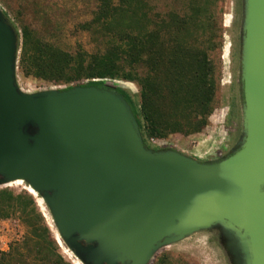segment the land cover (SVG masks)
I'll use <instances>...</instances> for the list:
<instances>
[{
	"label": "water",
	"instance_id": "95a60500",
	"mask_svg": "<svg viewBox=\"0 0 264 264\" xmlns=\"http://www.w3.org/2000/svg\"><path fill=\"white\" fill-rule=\"evenodd\" d=\"M17 56L0 11V185L30 186L81 264H149L212 229L232 264H264V0H243V136L217 160L148 148L113 88L22 92Z\"/></svg>",
	"mask_w": 264,
	"mask_h": 264
},
{
	"label": "rangeland",
	"instance_id": "374dc122",
	"mask_svg": "<svg viewBox=\"0 0 264 264\" xmlns=\"http://www.w3.org/2000/svg\"><path fill=\"white\" fill-rule=\"evenodd\" d=\"M128 4L106 28L91 30H87V24L96 12L97 0H0V11L19 32L26 28L43 45L71 54L93 53L102 48L103 38L99 34L133 31L140 14H145L148 30L153 29L155 21L183 22L180 42L193 52L205 53L212 67L213 109L200 131H191L194 119L184 113L180 131H164L147 138L146 146L153 150H176L200 162L229 156L243 136L240 80L243 0H129ZM16 83L27 94L64 90L75 84L26 77L17 68ZM104 84L127 92L143 123L137 85L124 81ZM168 124L172 122L167 119L165 125ZM151 139L163 140L166 148H154ZM9 253L12 257L1 261ZM0 264H81L61 241L42 199L26 183L0 185ZM149 264H232V261L220 230L212 229L160 249Z\"/></svg>",
	"mask_w": 264,
	"mask_h": 264
},
{
	"label": "trees",
	"instance_id": "16d2710c",
	"mask_svg": "<svg viewBox=\"0 0 264 264\" xmlns=\"http://www.w3.org/2000/svg\"><path fill=\"white\" fill-rule=\"evenodd\" d=\"M97 2L87 30L106 28L124 11L122 7H129V0ZM136 13L135 8L134 16ZM146 20L145 14H140L133 31L99 34L103 38L102 48L93 53L78 51L74 54L43 45L28 29L21 28L19 32L8 22L18 37L16 68L26 77L75 83L72 87L104 88L105 81L135 83L139 89V113L143 123L131 96L120 88L113 90L131 108L145 145L147 138L164 131H180L184 113L194 119L191 131L198 132L206 125L213 109L215 85L207 56L191 51L180 42L185 27L183 22L155 21L153 29L148 30ZM83 81L87 82L83 84ZM167 119L171 120L172 124H168L171 127L165 125ZM11 257L9 253L1 261Z\"/></svg>",
	"mask_w": 264,
	"mask_h": 264
},
{
	"label": "built area",
	"instance_id": "2783aa9c",
	"mask_svg": "<svg viewBox=\"0 0 264 264\" xmlns=\"http://www.w3.org/2000/svg\"><path fill=\"white\" fill-rule=\"evenodd\" d=\"M150 143L156 149H165L166 148V143L163 140L151 139Z\"/></svg>",
	"mask_w": 264,
	"mask_h": 264
},
{
	"label": "bare ground",
	"instance_id": "6f19581e",
	"mask_svg": "<svg viewBox=\"0 0 264 264\" xmlns=\"http://www.w3.org/2000/svg\"><path fill=\"white\" fill-rule=\"evenodd\" d=\"M18 183H25L23 180H16ZM30 187V186H29ZM31 188V187H30ZM33 190V189H32ZM32 192V191H31ZM33 193V192H32Z\"/></svg>",
	"mask_w": 264,
	"mask_h": 264
},
{
	"label": "flooded vegetation",
	"instance_id": "af4514ba",
	"mask_svg": "<svg viewBox=\"0 0 264 264\" xmlns=\"http://www.w3.org/2000/svg\"><path fill=\"white\" fill-rule=\"evenodd\" d=\"M240 38V37H239Z\"/></svg>",
	"mask_w": 264,
	"mask_h": 264
}]
</instances>
